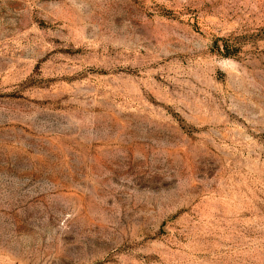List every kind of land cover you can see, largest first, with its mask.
<instances>
[{"label":"rangeland","instance_id":"1","mask_svg":"<svg viewBox=\"0 0 264 264\" xmlns=\"http://www.w3.org/2000/svg\"><path fill=\"white\" fill-rule=\"evenodd\" d=\"M0 264H264V0H0Z\"/></svg>","mask_w":264,"mask_h":264},{"label":"trees","instance_id":"2","mask_svg":"<svg viewBox=\"0 0 264 264\" xmlns=\"http://www.w3.org/2000/svg\"><path fill=\"white\" fill-rule=\"evenodd\" d=\"M223 49H224V48H223ZM217 50H218L219 52H221L222 55H228V51H227L228 49H227L226 47H225L224 51L222 50L223 52L221 51V47H219V46L217 47Z\"/></svg>","mask_w":264,"mask_h":264}]
</instances>
